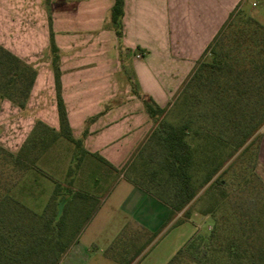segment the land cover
I'll return each instance as SVG.
<instances>
[{
    "label": "crops",
    "instance_id": "obj_1",
    "mask_svg": "<svg viewBox=\"0 0 264 264\" xmlns=\"http://www.w3.org/2000/svg\"><path fill=\"white\" fill-rule=\"evenodd\" d=\"M244 1L124 0L119 37L110 15L114 0H49L48 6L43 0H0V45L37 68L23 108L6 99L0 102V107L21 112L22 118L12 128V142L21 146L37 120L59 131L51 30L69 127L81 142V148L72 143L73 153L95 163L94 169L66 172L65 181L57 183L92 198L104 194L102 205L109 200L103 224L112 229L103 246L95 245L102 259L115 262L104 250L125 225L152 232L169 212L152 194L169 183L162 173L152 176V170L165 154L161 130L172 123L153 119L138 94L151 97L166 112L207 56L229 14ZM37 49L45 58L34 63ZM32 112L37 114L35 119ZM261 133L255 173L264 184V129ZM81 177L85 179L80 183ZM79 237L78 233L58 264H89L94 242L78 248Z\"/></svg>",
    "mask_w": 264,
    "mask_h": 264
},
{
    "label": "trees",
    "instance_id": "obj_2",
    "mask_svg": "<svg viewBox=\"0 0 264 264\" xmlns=\"http://www.w3.org/2000/svg\"><path fill=\"white\" fill-rule=\"evenodd\" d=\"M123 2L114 0L110 12L119 37ZM236 14L238 18L245 17V24L229 31ZM49 43L59 131L37 121L29 136L37 133L39 127L42 131H38L37 140L42 143V150L60 136L81 148V142L71 134L61 96L58 50L51 30ZM207 51V56L197 64L173 102L185 109L179 123L163 125L161 130L165 154L155 164L152 176L164 174V182L169 185L152 194L168 206V216L155 231L138 226L128 236L123 233V240H117L120 251L111 256L118 264H138L157 234L189 219L193 202L205 201L200 212L214 213L220 201L229 195L225 173L252 144H255L253 153L250 152L254 158L253 173L264 190V184L255 173L264 129V26L237 8L229 14ZM35 76L36 70L31 64L0 45V102L6 99L23 108ZM138 96L153 119L165 113L151 97ZM201 102L207 105L204 107L208 112L200 111ZM206 113L210 114L206 116ZM199 118L203 119L199 121ZM46 133L50 134L48 140L43 136ZM35 141L27 138L19 154L8 152L7 155L19 161L20 152L26 145L30 150ZM75 198L93 199L87 193L71 192L56 183L50 202L37 214L8 192L1 194L0 264H58L95 208L88 209L89 202L80 204L68 222L67 215L72 211ZM231 213L236 216L231 226L215 220L206 236L194 232L164 264H264V198L259 204L238 207ZM223 233L227 236H221ZM140 237H144L142 242H139ZM114 243L116 245V241Z\"/></svg>",
    "mask_w": 264,
    "mask_h": 264
},
{
    "label": "rangeland",
    "instance_id": "obj_3",
    "mask_svg": "<svg viewBox=\"0 0 264 264\" xmlns=\"http://www.w3.org/2000/svg\"><path fill=\"white\" fill-rule=\"evenodd\" d=\"M43 4L48 6L49 0H43ZM240 10H243L244 15H250L264 26V0H245L243 5L240 7ZM12 18L15 19L16 17ZM244 18V16L238 18L237 14L234 15L231 19V26L228 27V30L232 31L236 27H242L245 24ZM32 20V24L35 25L36 19L33 18ZM50 20L51 17L48 16L47 21L49 29ZM34 52H36V54H33L32 56V59L35 60L34 63L44 60V52L40 53L38 49ZM137 57L140 58V56ZM35 99L36 97H33V100ZM36 106L37 100L33 103L31 110L34 111ZM204 106L207 105L201 102L198 105V108L201 109L200 111L203 110V112H208V108ZM1 107L0 195L4 192H8L16 201L23 204L27 209L40 214L50 202L49 200L58 179L60 182H64L65 180H63V177L66 172L71 174L72 172L77 171L79 167H81V169L83 168L82 171H84L87 167L94 169L95 163L92 160L78 159V155H74L73 153V144L62 139H59L58 141L55 140L42 150L44 147H42V143L37 140L38 131H42V129L39 130V127L37 133L31 134L27 137L31 142L36 140V144H34L30 150L26 145V147H24V151H21L18 156L19 161H13L7 153L11 152L13 154H19L20 146L15 145L12 142L14 138L12 128L14 124H17L18 119L22 118V116L21 112L14 113V111H11L6 107H2V109ZM184 112L185 109H183V106L179 108L177 103H172L165 114L159 116V119L161 122L177 124ZM209 114L210 113H206V116ZM36 115L37 114L32 112L33 119H35ZM200 117H203V115H200ZM202 119L203 118H199V121ZM43 136H45V139L48 140L50 134L48 135V133H46ZM254 147L255 144H252L250 149L244 155L238 157L230 170L225 173L224 178L227 182L229 195L227 199L220 201L219 207L216 211L210 214H202L200 209L205 207L206 202H193L190 206L191 214L189 219L179 225H175L170 228L168 227L167 229L165 228L157 234L151 244H149L144 250L145 252L138 264H164L194 232H197L199 235L206 236L212 228L215 220H218V222L220 221L224 225L227 223V225L231 226V224L236 220V216L231 213L232 209H238V207L241 209L250 208L253 204H259L262 201L264 198V190L254 176V158L250 153L254 150ZM66 179L68 180L70 177H66ZM83 179L85 178L81 177V179H79L80 183ZM74 184L77 183L74 182ZM96 195L98 199L94 197L90 201H81L79 198H75L74 203H72L71 206L72 211H70L67 215V220L68 222H71L73 212L75 213L77 211L75 207H80V204L89 202L87 206L88 209L95 206V208L91 211L90 220H88L79 230L80 239L77 247L81 248L84 246L87 248V244L90 240V242H94V244L89 247L91 257L89 264H118L117 262L115 263L102 259L101 252L97 250L98 248L95 246H103L105 244L107 234L112 229L111 225L103 224L104 221H106L104 220V216L107 214L110 207L108 205L110 204L109 200L102 205L101 199L104 194ZM137 229L138 226L131 224L125 225L121 228V230L112 238L107 248H105V256L111 259L112 254L115 255L118 250L120 251L121 246H118L120 243L117 244V240H123V233L128 236L129 233H132ZM221 236H227V233H223ZM143 240L144 237L139 238V242H142ZM115 241L116 245L114 243ZM111 246L115 247L114 250Z\"/></svg>",
    "mask_w": 264,
    "mask_h": 264
}]
</instances>
